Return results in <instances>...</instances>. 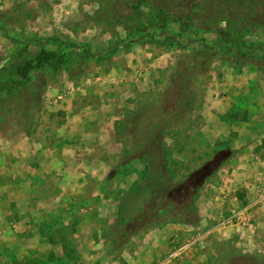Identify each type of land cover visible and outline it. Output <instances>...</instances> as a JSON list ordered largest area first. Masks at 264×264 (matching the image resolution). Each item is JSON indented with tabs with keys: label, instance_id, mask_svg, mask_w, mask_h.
I'll list each match as a JSON object with an SVG mask.
<instances>
[{
	"label": "rangeland",
	"instance_id": "obj_1",
	"mask_svg": "<svg viewBox=\"0 0 264 264\" xmlns=\"http://www.w3.org/2000/svg\"><path fill=\"white\" fill-rule=\"evenodd\" d=\"M195 231L164 264H264V0H0V264H150Z\"/></svg>",
	"mask_w": 264,
	"mask_h": 264
},
{
	"label": "trees",
	"instance_id": "obj_2",
	"mask_svg": "<svg viewBox=\"0 0 264 264\" xmlns=\"http://www.w3.org/2000/svg\"><path fill=\"white\" fill-rule=\"evenodd\" d=\"M126 2V0H124ZM136 7V6H135ZM175 5H172L170 8V15L173 16V19L175 20H183V19H187V21H191L189 19H191V15L189 13H183V12H179L177 9H175ZM175 9V10H174ZM151 10L153 12H157V16L159 17V19L161 20V26H165L166 22H165V18L163 17V8L159 7L157 8L155 5H151ZM124 29L127 32V36L128 39L126 41L123 40H116L114 41L111 49L115 50L119 44L126 46L127 44L133 43V42H138L141 41L145 38V34H146V29L144 27L139 26L138 24H129V23H125L124 25ZM215 29H217V31L222 34L224 36L225 39L229 40L230 43L232 44V46L230 45V47H234L236 50V53L240 52V53H246V49L241 46V44H239L238 38L233 37L232 34L227 31L226 29H224L221 26H214ZM162 33L164 34V38L167 40H175V36L173 34H169V33H165V31L163 30ZM47 52L44 51L42 52V54H40L37 57V60L42 59L43 62H47V63H51L52 62V58H50L49 55L46 54ZM85 54H83L84 56ZM62 64L64 65V63L62 62ZM160 187H162V185H160Z\"/></svg>",
	"mask_w": 264,
	"mask_h": 264
},
{
	"label": "built area",
	"instance_id": "obj_3",
	"mask_svg": "<svg viewBox=\"0 0 264 264\" xmlns=\"http://www.w3.org/2000/svg\"><path fill=\"white\" fill-rule=\"evenodd\" d=\"M236 214L237 213L234 212L232 213V215L228 217H224L223 219H221L220 223L230 224L231 222H233V220H235L234 216ZM203 238L204 237L198 234V231L193 232L185 239V241H183L182 244H180L177 247H174L165 258H163L162 260L156 261L152 264H164L165 261H169L174 258H183V259L191 258L194 250H196L197 248V242H199V240H202Z\"/></svg>",
	"mask_w": 264,
	"mask_h": 264
},
{
	"label": "crops",
	"instance_id": "obj_4",
	"mask_svg": "<svg viewBox=\"0 0 264 264\" xmlns=\"http://www.w3.org/2000/svg\"><path fill=\"white\" fill-rule=\"evenodd\" d=\"M166 233H167V232H165L164 235H165ZM152 238H153V239H151V241H155L156 239L159 240V238H161L160 231H158L157 233H154ZM137 249H138V250H141L140 248H137ZM133 251L136 252L135 250H133ZM196 251H197V248H196V250H194L192 257H191V258H187V259H192V258L195 256V254H196L195 252H196ZM164 256H165V255H164ZM164 256H163V257H164ZM163 257H162V258H163ZM159 260H160V257H159V258H156V259L153 260V261H151L150 264H152V263H154V262H156V261H159ZM175 261H176V260H175ZM175 261H174V262H175ZM177 261H180V262H181V261H183V258H177Z\"/></svg>",
	"mask_w": 264,
	"mask_h": 264
}]
</instances>
